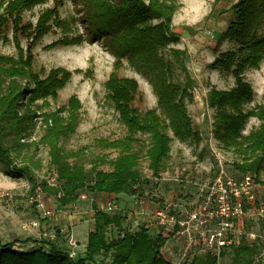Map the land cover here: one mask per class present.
Here are the masks:
<instances>
[{
    "label": "trees",
    "instance_id": "obj_1",
    "mask_svg": "<svg viewBox=\"0 0 264 264\" xmlns=\"http://www.w3.org/2000/svg\"><path fill=\"white\" fill-rule=\"evenodd\" d=\"M49 1L53 2V7L40 14L36 26L23 25L24 11H32ZM65 1L83 8L82 23L93 35V41L103 38L107 49L117 59V69L126 59L148 80L158 105L157 109L141 114L134 108L139 95L138 83L133 79L120 78L117 72L112 74L106 84L108 98L118 111L127 135L112 142L102 141L105 149L117 153L116 158L107 160L102 157L91 170L78 162L71 164L69 159L78 155H67L61 145L64 139L77 131L81 102L71 98L66 117L62 115L64 109L44 114L47 127L42 142L50 147L57 177V185L50 186L45 181H34L29 168H16L13 156L26 147L21 142L37 116L30 111L20 116L19 108L38 100H56L58 91L73 76L72 72L57 69L41 80L33 69L34 49L40 40L53 27L66 33L71 31V26L69 28L67 22L60 20L59 11ZM220 1L216 0L217 3ZM177 10L175 0H0V42L10 43L8 34L11 29L18 54L17 57L0 55V163L12 168L13 177L29 176L33 182L32 197L37 196L39 187L42 192L56 196L63 206L75 204L83 190L98 195L137 196L140 187L149 184L141 172L142 151L139 145L142 143L139 135L148 136L145 155L155 177H160L165 169L173 139L183 143L202 141L200 134L193 131V123L186 110V102L193 99L194 81L187 75V82L181 85L174 75L175 68L186 72V52L171 50L170 59L164 54L171 42H178L172 28L173 15ZM230 12L233 19L221 35L220 44L229 40L238 48L219 54L210 67L231 73L235 87L228 92L212 89L208 99L216 110L215 136L227 149H234L243 158L241 163L234 165L239 176L249 173L259 178L264 171V104L246 110V105L253 99V90L245 74L251 68L259 69L264 60V0H239ZM155 20L159 21L157 25H154ZM21 39L28 42L26 51L22 48ZM84 42L86 38L82 35H65L49 48L81 46ZM27 94L29 101L25 100ZM252 118L261 122L260 128L244 137L242 131ZM168 131L173 133V138ZM105 165L111 167L110 172L99 170V166ZM93 208L94 229L88 235L84 253H78L76 259L69 257L67 246L61 245L57 238L30 252L16 250L17 241L0 244V264H96L100 256L108 257L104 264H172L162 256L169 239L167 236L153 235L143 229L136 234L129 231L109 239L108 231L111 228L123 230L126 217L100 210L95 205ZM261 245L262 241L250 244L243 238L238 247L223 251L222 261L230 257V264H253ZM218 263L219 259L210 255L191 262Z\"/></svg>",
    "mask_w": 264,
    "mask_h": 264
},
{
    "label": "rangeland",
    "instance_id": "obj_2",
    "mask_svg": "<svg viewBox=\"0 0 264 264\" xmlns=\"http://www.w3.org/2000/svg\"><path fill=\"white\" fill-rule=\"evenodd\" d=\"M178 10L172 19L173 33L178 36V42H171L164 50L170 59L171 50L186 52L184 64L186 72L175 68L174 75L181 85L187 82L186 76L194 81L191 102H186V110L193 123V131L198 132L202 138L200 143L193 140L181 142L173 139L171 154L165 162V169L160 177H155L149 169V162L145 155L148 143L147 135H139L142 144L139 145L141 154V172L149 184H144L139 189L137 196L98 195L80 191V199L70 206L61 205L57 197L44 192H37L32 197L33 182L29 176L13 177L12 168L5 163H0V244L19 242L16 250L30 252L41 248L48 240L58 238L61 245H66L73 236L85 243L89 228L94 225L95 210L116 213L126 217L123 230L111 228L108 237H119L120 233L131 232L136 234L141 230H149L157 235L156 215L158 210L189 211L200 201L199 184H210L221 174L230 177H239L234 165L241 163L242 157L234 151L227 149L215 136L216 110L209 103V93L212 89L230 91L235 87V79L231 73L210 67L221 53L238 48L232 41L220 44V37L228 28L233 19L230 8L239 0H175ZM53 7V2L35 7L32 11L22 13L23 25L36 26L40 14ZM81 6L71 1H65L60 8V20L71 26L70 32L53 27L34 49L33 69L41 80H45L52 70L64 69L73 73L65 87L58 91L56 100H38L25 103L19 108L20 116L28 111L37 114L24 136L21 144L25 145L17 154L14 153L16 168L27 167L33 174L34 181L48 182L56 186V170L52 165L50 147L42 142L46 131L45 115L51 111H61L68 116L67 109L71 98H77L82 108L80 110V124L72 136L63 140L65 153L76 154L77 158L69 159L71 164L78 162L87 170L96 164L97 160L105 157L107 160L115 159V152L104 148L102 141H116L127 135V129L120 119L118 111L108 98L106 84L115 72L120 78L133 79L139 85V95L136 97L134 108L141 114L157 109L158 99L148 80L139 74L131 64L124 59L122 67L117 69V59L107 49L103 38L93 41V35L86 30L82 23ZM76 22V23H74ZM159 21L155 20L154 25ZM51 27L53 23H50ZM12 28V27H11ZM68 31V29H67ZM13 31H9L10 43L0 42V55L17 57L16 47L13 43ZM65 35L69 37L82 35L86 42L81 46L49 48L53 43L62 40ZM22 48L26 51L28 42L21 39ZM80 71V73H76ZM246 81L253 90V99L246 105V110L255 109L264 104V60L259 69H249L245 74ZM29 94L25 97L28 99ZM25 102V101H24ZM51 124V122H49ZM261 122L252 118L242 131L244 137L260 128ZM173 138V133L168 131ZM145 144V145H143ZM99 170L110 172L109 165L99 166ZM257 182L256 199L253 212L247 204V217L245 218L244 239L252 242L250 235L257 237L258 243L262 241L264 233V171L260 177L254 175ZM86 199L83 200L82 197ZM38 202H37V201ZM87 203L88 209L81 207L80 203ZM44 204L45 211L52 212L46 217L40 210L39 204ZM80 204V205H79ZM109 206L113 208L109 209ZM91 207V209H90ZM37 223L38 227H33ZM59 235V236H58ZM169 237L167 243H172L179 249L187 244L182 240ZM82 243V244H83ZM84 248H79V254L84 253ZM176 248V247H175ZM23 250V251H22ZM180 254L179 256H181ZM202 256V255H201ZM108 257L100 256L96 264H104ZM231 258L222 261L230 264Z\"/></svg>",
    "mask_w": 264,
    "mask_h": 264
},
{
    "label": "built area",
    "instance_id": "obj_3",
    "mask_svg": "<svg viewBox=\"0 0 264 264\" xmlns=\"http://www.w3.org/2000/svg\"><path fill=\"white\" fill-rule=\"evenodd\" d=\"M198 190L200 201L189 211H157V234L174 235L184 241L187 245L180 249V253L183 254L182 260L189 258L188 264L196 257L206 255L218 258V264H223V251L238 247L245 237L243 226L247 217V204L251 206L250 212L255 210L252 203L256 199V178L249 173L236 178L221 174L210 184H199ZM37 192H42L40 187ZM39 207L46 217L52 215V212L45 211L44 204L40 203ZM259 213L263 214L264 210ZM33 227H38V224L34 223ZM250 237V244L256 242L254 234ZM261 239L260 252L253 264H264V236ZM66 246L73 260L78 257V249L83 247L73 236L68 239Z\"/></svg>",
    "mask_w": 264,
    "mask_h": 264
},
{
    "label": "crops",
    "instance_id": "obj_4",
    "mask_svg": "<svg viewBox=\"0 0 264 264\" xmlns=\"http://www.w3.org/2000/svg\"><path fill=\"white\" fill-rule=\"evenodd\" d=\"M81 204V205H80ZM79 205L85 209H88V205L87 203H83L81 202ZM91 209V207H90ZM94 229V225L92 226V228H89V230L87 231V234L86 235V238H85V243H83L82 241H79L77 239V237H74L79 243H81L82 246H86L87 245V242H88V235L90 232H92ZM74 236V235H73ZM172 236V235H171ZM168 238L170 236H167ZM175 239L174 240H178L176 237H174ZM83 243V244H82ZM176 247V248H175ZM181 253H180V249L177 248V246H175L174 243L171 242V240L166 243L165 247L163 248L162 250V256L165 258L166 261L168 262H171L172 264H188V259L189 258H186L185 260H182V255L179 256ZM198 257H196L197 259ZM200 258V257H199Z\"/></svg>",
    "mask_w": 264,
    "mask_h": 264
},
{
    "label": "bare ground",
    "instance_id": "obj_5",
    "mask_svg": "<svg viewBox=\"0 0 264 264\" xmlns=\"http://www.w3.org/2000/svg\"><path fill=\"white\" fill-rule=\"evenodd\" d=\"M76 73H80V71H77Z\"/></svg>",
    "mask_w": 264,
    "mask_h": 264
}]
</instances>
